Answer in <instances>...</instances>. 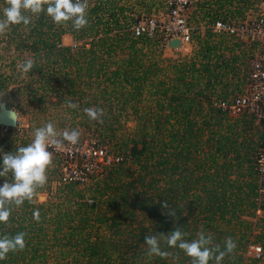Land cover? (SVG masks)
<instances>
[{
    "label": "trees",
    "instance_id": "obj_1",
    "mask_svg": "<svg viewBox=\"0 0 264 264\" xmlns=\"http://www.w3.org/2000/svg\"><path fill=\"white\" fill-rule=\"evenodd\" d=\"M234 1L197 0L208 27L191 36L189 56L176 58H162L158 37H131L128 0H86L88 24L78 31L41 13L0 33L1 49L11 51L0 55L8 67H0V102L9 108L22 98L37 122L80 128L95 149L115 156L90 172L76 158L79 180L63 181V162L52 155L53 192L37 203L39 188L0 223V236L26 233L25 248L0 264H191L163 241L170 256L147 255L144 237L174 227L189 241L203 230L221 248L231 237L236 247L222 264H264V181L254 162L262 133L250 114L213 106L238 92L249 71L242 43L209 27L232 17L220 10ZM5 6L0 0V18ZM65 34L71 46L60 44ZM27 58L35 67L24 74L19 64ZM69 99L79 107H65ZM89 107L103 109L102 123L86 116ZM26 145L9 142L4 153ZM4 179L11 175L0 185ZM251 245L260 247L259 258L246 256Z\"/></svg>",
    "mask_w": 264,
    "mask_h": 264
},
{
    "label": "clouds",
    "instance_id": "obj_2",
    "mask_svg": "<svg viewBox=\"0 0 264 264\" xmlns=\"http://www.w3.org/2000/svg\"><path fill=\"white\" fill-rule=\"evenodd\" d=\"M5 7L2 10L3 18H0V33H4L12 25L28 26L31 17L41 13L49 17L57 25L71 26L80 30L87 26L86 0H4ZM35 67V61L27 58L19 64L20 71L27 74ZM65 107L76 109L79 105L69 99ZM84 113L93 121L102 123L103 109L89 107ZM8 119L17 124L20 114L15 109L7 111ZM80 132L76 129L58 131L53 122H47L43 126L35 128L33 138L26 146L17 147L15 151L0 153V177L11 175V182L4 179L0 185V223H7L13 207H20L25 201H31L37 190L47 182L46 171L52 163V153L49 147L62 150L65 142L71 145L78 143ZM164 209H169V204L164 201L161 204ZM168 215L175 216V211L169 209ZM39 210L33 211V218L39 220ZM187 234L180 227L167 235L156 234L144 237V245L147 246L149 257L157 256L166 258L171 255L169 251L162 250L161 241L167 248H177L191 260V264H222L225 256L230 255L236 244L231 237L224 241L223 248L213 245L212 236L205 234L203 230L196 234L191 241L186 240ZM26 233L19 232L15 235L0 236V261L7 259L11 252L22 251L25 244Z\"/></svg>",
    "mask_w": 264,
    "mask_h": 264
},
{
    "label": "built area",
    "instance_id": "obj_3",
    "mask_svg": "<svg viewBox=\"0 0 264 264\" xmlns=\"http://www.w3.org/2000/svg\"><path fill=\"white\" fill-rule=\"evenodd\" d=\"M192 0H161L165 10V21L159 23L154 16L138 15L134 18L129 32L132 38H153L158 37L162 45H166L171 39L179 40V47L192 45V29L188 22L189 8ZM257 14L245 22L238 20H215L210 29L213 34L233 38L237 41H256L264 46V0H255ZM213 106L225 110L230 116H237L243 112L250 114L255 124L262 133L259 147L255 153V168L257 171L258 182L264 181V52L262 55L253 57L249 62V71L245 79L244 87L240 93L233 95L230 100L213 103ZM3 131L8 128L1 127ZM52 155H57L62 162L73 163L78 154L82 162V168L90 172L95 165L92 164L95 158H105L102 163L108 164L106 155L100 149L78 151L76 148L65 146L62 150L55 147L48 149ZM107 162V163H106ZM72 175L62 180H79L80 171L75 168L70 169ZM76 172L80 175L76 176ZM261 255L258 245H251L246 251V256L257 259Z\"/></svg>",
    "mask_w": 264,
    "mask_h": 264
},
{
    "label": "rangeland",
    "instance_id": "obj_4",
    "mask_svg": "<svg viewBox=\"0 0 264 264\" xmlns=\"http://www.w3.org/2000/svg\"><path fill=\"white\" fill-rule=\"evenodd\" d=\"M196 1L197 0L191 1L188 19L186 20L192 29L191 36H193V34L197 32L201 33L205 26L208 27V24H204V21L200 20L201 10L198 8ZM232 3L233 4H231L230 6L225 5L224 8L220 10V14L222 15L225 14L226 16L228 15V13L234 12L232 17L229 16L227 17V19L229 20H238L245 22L250 18H254L255 15L257 14L255 0H246V5H243L242 3H239L236 0ZM127 5L130 7V10L127 13L130 19L132 20H134V18L137 17L138 15L154 16L159 21V23L166 20L165 10L163 8L161 0H128ZM62 36L60 38V44L62 46H71L73 44V41L69 35L65 34L63 37ZM259 45L262 44L257 42L255 47L253 48L252 53H248V56L247 57L245 56L243 58V61L244 60L246 61L247 70H249L250 60L253 57L262 55L264 52L262 51L263 49ZM192 48H193V44L190 46L184 45L177 49H168L164 46L162 47L163 50L162 58H168V57L176 58L177 56H189L191 54ZM4 52L6 53L5 56L11 53V51L2 50L0 46V55H2ZM235 52L237 53L238 51L236 50ZM249 55L251 56L249 57ZM0 67L1 70L8 72L6 57L2 59V61L0 62ZM241 87L242 85H240V88ZM3 98H5V96L1 94L0 100ZM9 109H15V111L20 114V117L17 121L16 127L10 129V130H14L13 132H9V130L3 131L0 128V153L5 152L9 142L13 143L14 145H18L19 143L21 144L23 142H26V144L30 143L33 138L34 129L41 127L45 123H47L45 118L40 119L42 120L41 122H37L34 118V115L30 113L29 108L26 107L25 100L22 98L18 99V104H13V106L9 107ZM43 114L47 117L49 116L48 112L47 113L44 112ZM54 124L58 131H63L65 129L72 130L67 127L61 128L55 122ZM129 125L130 124H127V126ZM76 130L80 132L78 143L75 145H71L65 142V146L67 145L71 148L74 149L76 148L78 151H80V153L86 150L90 151L95 149V147L93 146V140L89 139V135L83 134L80 128H77ZM106 148L107 147L105 146L97 149H100L103 155H106L107 162L115 161V156H113L111 153L106 154ZM78 155L80 156V154ZM79 156H77V158H79ZM77 160L78 159L73 160V163L64 162L61 164L60 172L62 174V177H64V179L72 175L70 169L75 168L76 165L75 163ZM102 161L103 160L101 158H95L92 164L102 163ZM85 163L86 161L84 160L80 166L83 167L82 165ZM79 175L80 173L78 174L76 172V176L74 177H78ZM48 181L49 182H46V184L42 187V192L36 194L37 203L44 202L45 199L47 198V195H50L49 193L53 192L54 187L56 185L55 180L50 178V180L48 179ZM39 196H42L40 200H38ZM255 213L258 215L257 212Z\"/></svg>",
    "mask_w": 264,
    "mask_h": 264
},
{
    "label": "water",
    "instance_id": "obj_5",
    "mask_svg": "<svg viewBox=\"0 0 264 264\" xmlns=\"http://www.w3.org/2000/svg\"><path fill=\"white\" fill-rule=\"evenodd\" d=\"M179 40L178 39H171L167 42L166 47L168 49H177L179 48ZM9 108L5 107L4 102H0V126L1 127H6L8 129L15 128L16 123L10 121L7 116V111ZM42 196L38 197V200H40Z\"/></svg>",
    "mask_w": 264,
    "mask_h": 264
},
{
    "label": "crops",
    "instance_id": "obj_6",
    "mask_svg": "<svg viewBox=\"0 0 264 264\" xmlns=\"http://www.w3.org/2000/svg\"><path fill=\"white\" fill-rule=\"evenodd\" d=\"M227 20V19H226ZM210 27V26H209ZM235 40V39H234ZM236 42H238V43H242V45H241V51H243V52H245V53H252V51H253V48L255 47V45H256V41H249V40H247V41H237V40H235ZM253 43H254V46H253ZM192 44H193V47H194V42H192ZM263 50L262 51H264V46L263 45H259ZM165 47H166V45H165ZM167 48V47H166ZM193 49V48H192ZM236 51V50H235ZM234 51V53H236ZM237 51L238 52H240L239 51V49H237ZM237 52V53H238ZM246 56V55H245ZM249 56H251V55H249ZM245 61V60H244ZM245 63H246V61H245ZM247 67V66H246ZM247 77V76H246ZM246 79V78H245ZM244 83H245V81H244ZM244 83H243V85H242V87L240 88L239 87V90H238V92H234V93H232L230 96H228V98L226 99V101H228V100H230V98L233 96V95H235V94H237V93H240L241 92V90L243 89V87H244ZM259 127V126H258ZM260 129V128H259ZM258 213V212H257Z\"/></svg>",
    "mask_w": 264,
    "mask_h": 264
}]
</instances>
